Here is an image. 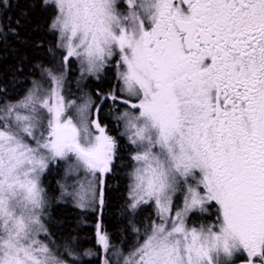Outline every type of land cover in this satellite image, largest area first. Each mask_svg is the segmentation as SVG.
I'll use <instances>...</instances> for the list:
<instances>
[{
    "label": "snow or ice",
    "instance_id": "6c2138e0",
    "mask_svg": "<svg viewBox=\"0 0 264 264\" xmlns=\"http://www.w3.org/2000/svg\"><path fill=\"white\" fill-rule=\"evenodd\" d=\"M35 11L43 59L0 71V264H264V0H0V57Z\"/></svg>",
    "mask_w": 264,
    "mask_h": 264
},
{
    "label": "trees",
    "instance_id": "16d2710c",
    "mask_svg": "<svg viewBox=\"0 0 264 264\" xmlns=\"http://www.w3.org/2000/svg\"><path fill=\"white\" fill-rule=\"evenodd\" d=\"M15 15H19V11H17ZM51 39L52 37L47 33L44 14L39 11L33 12L22 25L19 42H13V46L9 51L5 52L3 56L0 57V71L7 72L17 63L15 56L17 49L22 50L29 57L31 64L35 65L40 63L44 57L43 48L40 46L43 45V47H47V43ZM25 70L31 71L32 69L26 65ZM118 183V181H112L109 190V207L104 217V223L109 229H112L115 223L113 215L116 213L120 202V192L116 191ZM55 215L57 217V222L60 224L64 223L65 217L70 218L69 222L74 224L79 223L82 219L76 211L69 210L62 206L56 207ZM82 227L87 229L89 226L82 225Z\"/></svg>",
    "mask_w": 264,
    "mask_h": 264
}]
</instances>
